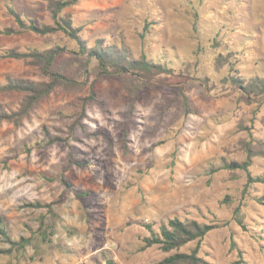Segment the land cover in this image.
Returning <instances> with one entry per match:
<instances>
[{"label":"rangeland","instance_id":"obj_1","mask_svg":"<svg viewBox=\"0 0 264 264\" xmlns=\"http://www.w3.org/2000/svg\"><path fill=\"white\" fill-rule=\"evenodd\" d=\"M246 1H227L226 10L235 14L232 17L226 11V16L216 12L224 0H203L197 5L203 38L212 35L220 21L225 28L239 26L233 34L224 30L234 35L237 46L243 31L257 28L238 61L248 75L264 72V0ZM7 3L38 23H52L44 0H0V28L12 23ZM188 3L80 0L64 9L82 26V37L89 45L99 37L119 41L122 36L134 56L144 46L137 34L139 22L146 14L161 16L146 44L149 56L158 54L161 46H173L174 50L167 49L165 60H174L176 66L186 59L197 60L192 74L197 79L208 76L214 84L194 83L182 91L171 85L146 89L131 108L118 80L97 77L90 71L81 89L56 88L22 125L0 122V216L16 236L28 235L26 225L36 230L39 224L40 211L22 207L24 202H55L52 208L56 214L45 217L42 229L47 232L46 240L36 233L33 244L24 250L0 252V264H97L104 255L121 264H156L175 250L165 252L157 244L140 249L150 234L145 224L152 223L157 230L173 216L219 224L200 241L199 254L207 264H264V185L256 184L244 194L241 170L237 177L225 169L211 171L221 156L243 159L239 138L252 135L264 139V104L238 102L227 92L220 83L227 68L214 70L213 48L205 45L197 56L193 54L196 41ZM240 16L243 24L238 21ZM54 44L68 48L58 60L73 58L70 50L74 42L60 31L46 36L31 31L0 33V52ZM6 74L40 78L32 65L0 58V81ZM91 89L95 99L85 103L84 116L68 137L70 146L57 141L31 148L30 153L23 151L24 145L40 136L43 126L53 134L67 136L68 126L76 120V111ZM183 94L194 111L184 110ZM17 99V94L0 93L1 103L13 104ZM70 152L73 159L87 158L91 165L72 163ZM250 170L252 174L264 172V158L255 157ZM63 175L74 188L89 194L78 198L73 191L65 192L60 181ZM237 205L241 206L244 227L233 219ZM194 245L192 241L179 251L187 252ZM7 247L0 239V250Z\"/></svg>","mask_w":264,"mask_h":264},{"label":"trees","instance_id":"obj_2","mask_svg":"<svg viewBox=\"0 0 264 264\" xmlns=\"http://www.w3.org/2000/svg\"><path fill=\"white\" fill-rule=\"evenodd\" d=\"M49 16L52 20L51 24L45 22H36L31 18H27L26 14L18 11L13 4H6V13L11 16L12 23L3 25L0 33L4 35L17 34L21 32L31 31L40 36L62 32L68 39L74 42L72 50L74 56L72 59H61L60 56L68 50L66 46L54 44L45 48H30L28 50H19L16 48L5 49L0 52V58H9L21 60L32 65L38 70L39 79H29L22 77H14L6 74L3 81H0V93L17 94L18 99L13 104H4L0 102V122L12 123L15 126L22 125L24 119L28 118L30 113L37 105L56 88L79 90L85 83V77L92 71L97 77H111L120 82L122 85L129 106L132 108L137 97L146 89H153L161 85H171L179 88L181 91L189 86L197 83L205 87H209L210 81L208 76H202L197 79L192 74L197 65V60H183L176 66L175 61L165 60L167 49L174 50L173 46L159 47V53L153 57L149 56V50L146 44L153 35L155 25L161 23V16L146 14L139 22L140 31L137 32L139 39L144 44L137 56L131 54L129 47L122 40L109 41L103 37L96 38L92 45L82 37V26L76 25L70 13H64L66 7L77 4L80 0H44ZM203 0H189L188 7L191 14V27L195 32L196 52H200L205 45L214 49L213 68L216 72H220L226 67V73L220 78V83L233 96L236 101L250 104L256 102L259 105L264 104V72L255 71L252 74H244L239 67L238 61L241 55H244L249 40L254 37L257 28L243 31L235 46L234 35L230 36L225 29L230 30L233 34L239 26L225 28V23L218 22L215 25L214 32L207 38H203L198 29L200 21V11L197 3ZM224 5L216 9L218 14L226 16L228 13L231 17L235 16L231 11L226 10L228 0H224ZM237 4H244L246 0H235ZM215 10H212V13ZM226 11V13H225ZM243 16L238 21L243 24ZM224 19V18H223ZM229 20V19H228ZM237 25H240L239 23ZM155 36V34H154ZM243 41V43H242ZM94 61V65H90ZM255 64H258V62ZM196 81V82H191ZM95 94L93 90L87 97L83 98L81 107L76 111V120L72 122L67 129V136L53 134L47 127L43 126L40 136L29 145H24V150L30 153L31 148L47 147L57 141L68 144V137H71L75 127V123L80 121L84 116L85 103L94 100ZM182 105L186 112L194 111L187 97L183 94ZM238 148L242 150L244 157L242 160L221 156L219 165L212 167L211 171L215 172L225 169L237 177V171L241 170L245 175V182L242 193L250 192L256 184L264 185V172L252 174L250 167L255 157L264 158V139L256 138L252 135L249 138H239L237 142ZM122 147L127 151L125 138L122 139ZM70 152V161L79 167L91 165V161L87 158L80 160L73 159ZM214 165V163H211ZM63 190L73 191L75 196L81 198L88 195L86 190H77L63 175L60 177ZM63 192V193H65ZM62 199V198H60ZM260 200V199H259ZM229 201V200H228ZM230 202V201H229ZM55 202H44L41 200L27 201L22 204L24 208L39 210L38 227L35 228L26 225L28 235L12 234L11 227L3 216H0V239H2L8 247L0 250V252L8 254L12 251L19 252L25 249L27 245L33 244L35 234L41 235L42 240H46L47 232L42 229L44 227L46 215L55 217L52 208ZM240 205L233 209V219L237 224L244 227L243 213ZM150 234L144 238V244L140 249L157 244L163 251L174 253L165 256L156 264H207L204 258L199 254L200 241L214 228L218 227V223L204 222L198 219L180 218L173 216L165 222L158 225L157 230L153 228L152 223H146ZM195 241V245L187 252H181L179 249L186 244ZM87 264V263H80ZM97 264H121L110 255H104L102 263Z\"/></svg>","mask_w":264,"mask_h":264}]
</instances>
